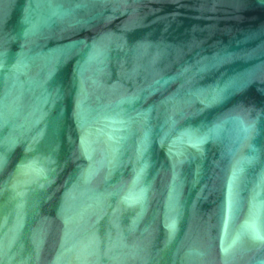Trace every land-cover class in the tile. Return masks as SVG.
<instances>
[{
  "label": "water",
  "instance_id": "water-1",
  "mask_svg": "<svg viewBox=\"0 0 264 264\" xmlns=\"http://www.w3.org/2000/svg\"><path fill=\"white\" fill-rule=\"evenodd\" d=\"M0 264H264V0H0Z\"/></svg>",
  "mask_w": 264,
  "mask_h": 264
}]
</instances>
